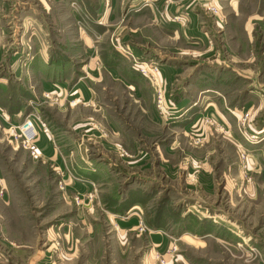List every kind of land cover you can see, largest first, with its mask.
Instances as JSON below:
<instances>
[{
    "label": "rangeland",
    "instance_id": "1",
    "mask_svg": "<svg viewBox=\"0 0 264 264\" xmlns=\"http://www.w3.org/2000/svg\"><path fill=\"white\" fill-rule=\"evenodd\" d=\"M164 1V6L196 15L207 31L206 46L160 35L153 16L128 12L127 0L114 12L100 47L90 49L80 32L90 28L92 12L83 13L85 25L71 13L79 10L70 0H0V264H260L249 256L251 245L243 238L264 252V184L255 203L241 194L250 166L247 148L242 153L212 112L203 114L197 110L201 105L193 104L201 97L199 90L219 85L221 93L206 95L256 102L240 108L243 116L236 117L243 136L254 140L253 124L264 125V93L256 95L247 77L257 74L264 87V0ZM132 46L183 59L174 86L165 87L160 79L159 94L133 70L129 81L138 87L128 88L109 75L98 85L93 81L99 91L97 113L62 101L60 89H71L98 51L104 60L110 54L109 66L118 62L123 74L144 62ZM119 48L130 53L123 54L124 63ZM233 57L239 58H234L237 64ZM219 60L239 67L242 76L222 71ZM52 84L58 88L45 91ZM186 85L193 88L184 92ZM176 95L186 99L179 119L171 108ZM27 119L35 120L39 130V119L47 126L62 166L9 142L11 131ZM83 127L100 139H82ZM114 129L120 134L112 137ZM77 143L96 170L92 183L77 174ZM35 146L49 149L42 132ZM228 166L245 172H230ZM66 167L80 184L63 182ZM213 215L241 226L243 248L228 249L214 236L191 235L204 225L211 234L229 238L230 231ZM140 222L148 230L141 232Z\"/></svg>",
    "mask_w": 264,
    "mask_h": 264
},
{
    "label": "crops",
    "instance_id": "2",
    "mask_svg": "<svg viewBox=\"0 0 264 264\" xmlns=\"http://www.w3.org/2000/svg\"><path fill=\"white\" fill-rule=\"evenodd\" d=\"M79 1L81 3H78ZM125 2H127V0H70V3L72 5L76 4L78 6L79 11L75 10L77 12H74L73 10H71L72 11L71 13L74 14L76 20L80 16V20L85 23L83 13L87 12L89 14V12H92L91 13L92 15L89 14L90 15V22H91L90 28L86 29V32H84V31L80 32L81 39L85 42V44L88 46V48L91 49L93 46L95 47V45H98V47H100V45L103 42L101 40L103 32L107 31L108 27L112 26L111 24H112V21L114 18V12H116V11L119 12L122 4H124ZM164 3H165L164 0H159V1L158 0H129L128 12L133 13V14H139V15H143L145 13H150V16H153V19L155 20V23H156L155 25H156V28H157L158 32L160 33V35L168 36L169 39H172L175 41L182 40L183 42H185L188 45L191 43V44L196 45V46H198V45L206 46V44L208 43L206 35H205V34H207L206 33L207 31L204 30L205 29L204 25L201 22H198L199 20L196 18V15H193L190 12H185L184 10H177V8H175V6H173V5H168V7L164 6ZM85 4H89L90 7H88L89 5L87 6ZM106 4H107V6H106ZM85 16H86V20H87L88 17H87V15H85ZM179 16H180V21H171V18H173V17L179 18ZM88 22H89V20H88ZM92 24H93V26H92ZM187 24H188V26H187ZM85 25H87V24L85 23ZM200 27H201V29H200ZM117 32H119L118 29H117ZM98 37H100V38H98ZM96 39H100V40H96ZM132 48H133L132 52L136 58H138L140 60H145V61L157 63L160 66L161 72H162L161 80H162V83L165 84V87L171 88L172 86H174L175 82L177 81L176 77H178L177 73H179L181 70V63H182L183 59L178 58V57L168 56V55L163 56V54L158 53V52H154V51H153L154 53L152 55V53H150L147 50H143L142 48H136L133 46H132ZM102 49H103V47H101V50ZM101 50H100V52H101ZM108 51H109V53L114 52L112 50H108ZM108 51H107V53H108ZM170 51H173V50H170ZM116 52L118 53V55L121 56L120 58H121V60H123L122 62L124 63L123 57H125V56L121 53V51L119 49H116ZM107 57L108 56H106V54H105V60H104V58L102 59L99 51L96 52V57H93L92 61L90 62V64L86 68L87 70L86 69L83 70L84 76H81L78 79V81H76V83L74 84V86L71 89H68L69 87H67V85H66V87L63 86L60 89V91H61L60 95L62 97V101H63V99H67L68 102L70 101L69 103H72V104L76 103V105H78V106L81 105V106H86V107L92 108V109H94V113H97L98 112L97 100H98L99 91H98L97 86L94 85L93 81H95V84L97 83L96 85H98L102 81V77L109 75L114 80L124 81L126 83L125 86H127V87L129 85L138 87V85H136L135 81H133V82L129 81V80H131V77H133L132 74L134 75L135 73H138V71H136L132 67V69H127L128 70L127 74H123L118 69L119 68L118 62H115V64L116 63L117 64L112 68L109 66V62L111 63L110 54L108 57V61H107ZM234 58L239 59L236 57H233L231 59H234ZM235 59L233 61L235 64H237L238 60H235ZM223 61L224 60H222V61L219 60V62L223 64L222 69H221L222 71L233 73V76L237 77V78L242 76L238 72L239 67L234 66V65L229 66V64H227L226 62H223ZM227 68H228V70H226ZM88 69L90 72L88 71ZM133 70L135 71V73L133 72ZM95 75H96V77L93 78V76H95ZM113 77H115V78H113ZM141 77H143V76H141ZM88 78H91V79L89 80ZM247 78L249 80H251V85L254 87V89H255L254 91L256 92V95H258L259 92L264 93V87L262 85H260L259 81L261 79L259 80V76L257 74H251ZM84 80H87L88 82H85ZM144 80L147 82V84H149L148 83L149 81L146 78H144ZM127 84H129V85H127ZM228 85H231V84H228ZM56 88H58V87H56V85H53V84L47 85L45 91L52 92V91H55ZM192 88H193V86L186 85V89H184V92H186V91H188V89H192ZM221 88H222L221 85H219L218 87L202 88L201 90H199L201 97H199V99H197L195 104H193V105L197 107V106H199L198 104H200L201 108L200 109L198 108L197 110H202L204 112L203 114H205V113L209 114V112H212L213 116H215L214 118H216L217 121H219L221 124L224 125L223 129L227 130L228 133H226V135L229 134V137H228V139H230L229 141L234 143L235 145H237L240 148L242 153L245 154L244 147L247 148V152H248L247 156H249L248 161L250 163V166H248V171L245 172V171H242L241 169L238 170L239 168L237 166H231V167L228 166L227 168H229L228 171H230V172L231 171L232 172L238 171L240 174H243V172L247 173V175H245L247 179L243 181L245 185H241L240 191H241L242 195H244L250 201L255 203V201H257L259 198L258 197L259 196L258 188L261 187L262 183L264 184V147L261 148V146H258L259 144H262V143L264 145V125H262L261 127H258L257 124H255V123L253 124L254 127L252 128V131H253V133L256 134L254 136V140L251 141V140L247 139V137L243 136V134L241 133V128H238L239 125L237 126V120H236L237 118L239 119L241 116H243L239 109L243 108L244 106H246V108L248 106L253 107V104H256V102L252 103V100H249V99H248V101L246 100V102H244V103L241 100H237L235 102L234 98H233L234 100H227L228 97L222 96L220 94H218V95L221 97V99L219 98L216 101V99H214L213 97H210L211 95L208 94V93H221L222 92V90H220ZM254 91H252V92H254ZM206 94H208L210 96H207ZM176 98H177V101H175V105H171L172 106L171 108L175 109V114H178L175 116V118L179 119V118H182L184 116L183 112L180 111L182 109L180 107L183 105L185 107L184 102L186 101V99L184 97H181L178 100L179 96H177ZM73 100H76V102H72ZM217 102L221 103V105H217ZM241 102L243 104H241ZM167 107H168V109L170 108V106H168V102H167ZM219 109H221V110H219ZM235 120H236V125H235ZM84 127L82 129L85 133L83 134L82 139L87 138L86 139L87 141H91V140L95 141L93 138H96V136L90 134V131H92L91 128H89L88 130H85L86 128L84 129ZM78 128L79 127L76 126L75 130L78 131L79 130ZM42 134L46 138L47 144L49 145V149L47 151H44V148H41L40 146H38L39 150H40L39 153L45 159L48 158L49 160L56 162L62 166V163H61L62 159L56 154L57 153L56 150L54 151L52 145L50 144L51 143L50 142V136L47 134H44L43 132H42ZM119 134L120 133L116 132L115 129L111 133L112 137L118 136ZM96 139H100V138H96ZM82 142H84V141L82 140ZM80 144L81 143H77V146H79V150H80L79 155L81 157L78 160V162L76 160H74V163L76 164V168L78 170L77 174H79L80 176L89 177L88 179H86V177H84V178L80 177L82 180H84V183L87 184V183L91 182L90 179L92 180V178L95 176V175L93 176V174L96 173V172H94L96 170H93L91 167V164L89 162L85 161V157L83 154V153H85V150H84V148H81L82 145H80ZM70 156L72 157V154ZM83 162H84V164H83ZM58 164H56V165H58ZM65 165H66V163H65ZM66 170H67V167H66ZM67 171L65 172V174L63 173V179H64L63 182L66 185H68L69 187H72L74 185L76 186V183H78V182L73 181L69 170H67ZM83 172L86 175H84ZM205 172H207V171H205ZM249 174H251V175H249ZM248 176H251V177L254 176V178H256L255 180H260V182H256L253 180L251 181L248 178ZM78 184H80V181ZM236 185H237V183H236ZM132 203L136 204L135 202H132ZM130 204H131V202L127 203V208L129 207L128 205H130ZM215 217H219L222 220L221 223L220 222H215V223L223 225L224 228H226V229H228V231H230L229 238H225L224 236L221 237L220 235H217V234H215V235L207 234V235L201 236V238L202 239L204 237L212 238L214 236L215 239L217 240L216 243L219 242L221 245L224 244V246L228 249H236V248L240 249L239 245L242 244L241 239H240V237H241L240 236L241 226L239 224H236V223L233 224L232 223L233 221L230 222V221L224 220L225 218H223V216L213 215L212 218L215 219ZM233 225H234V227H233ZM191 235L194 238H198L197 234H191ZM249 238H251V237H248V239ZM243 241L246 242L245 237L243 238ZM253 241H254V239H253ZM252 244L254 245V243H252ZM252 244H247V245H251V247H254ZM207 245L208 244L206 243V241H204L203 247H205ZM246 251L249 253V250H246ZM249 256H250V254H249Z\"/></svg>",
    "mask_w": 264,
    "mask_h": 264
},
{
    "label": "built area",
    "instance_id": "3",
    "mask_svg": "<svg viewBox=\"0 0 264 264\" xmlns=\"http://www.w3.org/2000/svg\"><path fill=\"white\" fill-rule=\"evenodd\" d=\"M119 50L121 51L122 54H125L126 56L130 55V53H128L123 48H119ZM134 69L138 71L150 83H152L153 86L158 89L157 92L159 94H162L161 93L162 91L159 90L160 88L159 80L161 79V71L158 65L152 62H147V61L140 62V63L135 62ZM46 97H49V95H47ZM157 108L161 112L165 108V103L162 98V95L158 96V107ZM39 122L41 123L42 130H39L38 125L35 120L27 119L21 122V124H18V126H16V128H14V130L11 131L9 142L11 144L15 143L17 146L20 145L21 147L28 149L31 155L34 157H40L41 154L39 153L38 148L35 146L36 139L38 137L39 132H44L48 134L49 130L47 126L40 119H39ZM139 230L141 232H145L146 230H148V228L143 222H140ZM244 244L247 245L246 242H244ZM244 244H240L239 248L240 249L243 248ZM248 250H249L250 257L253 260L260 262V264H264V252L263 251H261L257 247H249Z\"/></svg>",
    "mask_w": 264,
    "mask_h": 264
},
{
    "label": "trees",
    "instance_id": "4",
    "mask_svg": "<svg viewBox=\"0 0 264 264\" xmlns=\"http://www.w3.org/2000/svg\"><path fill=\"white\" fill-rule=\"evenodd\" d=\"M154 226H156V227H159V228H162V223L161 224H159V223H155V224H153ZM157 225H159V226H157ZM209 225V224H208ZM153 226V227H154ZM213 226V225H212ZM204 225H202V226H200L196 231L197 232H195V233H192L191 232V234H198V235H207V234H211V230H210V228L208 229V228H205L204 229ZM187 232H188V228H187V230H186Z\"/></svg>",
    "mask_w": 264,
    "mask_h": 264
},
{
    "label": "bare ground",
    "instance_id": "5",
    "mask_svg": "<svg viewBox=\"0 0 264 264\" xmlns=\"http://www.w3.org/2000/svg\"><path fill=\"white\" fill-rule=\"evenodd\" d=\"M256 138V137H255Z\"/></svg>",
    "mask_w": 264,
    "mask_h": 264
}]
</instances>
